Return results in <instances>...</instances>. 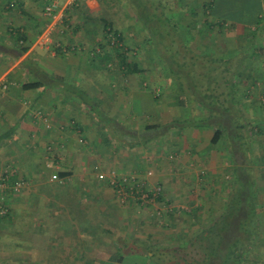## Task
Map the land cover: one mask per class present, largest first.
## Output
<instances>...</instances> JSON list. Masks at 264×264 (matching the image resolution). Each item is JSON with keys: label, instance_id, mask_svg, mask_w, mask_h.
Listing matches in <instances>:
<instances>
[{"label": "crops", "instance_id": "obj_1", "mask_svg": "<svg viewBox=\"0 0 264 264\" xmlns=\"http://www.w3.org/2000/svg\"><path fill=\"white\" fill-rule=\"evenodd\" d=\"M122 1L133 5L130 0ZM224 1L230 0H142L147 26L157 27L165 18L169 19L168 27H179L186 37L189 30L196 29V36L185 40L205 46L203 61L230 63V67L221 65L211 75L217 78L212 82L216 100L211 107L220 114L244 119L247 124H230L232 128L222 129L221 139L213 144L217 128L196 131L200 127L186 125L177 115L186 108L184 102L169 87L166 90L155 73L145 76L120 70L109 80L100 74L98 67L104 63L101 58L108 52L107 45L104 40L92 43L89 36L96 29H105V22L98 18L115 25L108 18L114 11L107 0H77L69 5L61 0L68 27L65 33L59 30L63 25L57 28L48 45L38 41L48 23L45 0H0V84L9 85L6 90L0 86V175L12 166L16 170L12 180L20 178L27 183L21 193L8 199L10 215L0 222V244L12 264H134L135 259L140 264L144 257L137 254H126L122 262L114 257L122 247L139 245L136 238L117 231L120 222L124 229L130 221L135 222L122 211L144 206L121 204L110 184L98 179L95 165L119 168L122 173L154 169L153 182L164 187L165 200L176 207L171 203L175 202L176 185H188L187 193L189 185H216L222 167L228 165L224 156L238 158L237 149L243 151L246 161L233 160L230 166L237 185L241 181L244 184V178L249 183V175L254 173L251 184L258 185L259 191L257 241H264V0H232L254 2L257 9L253 19L230 20L226 29L217 27L218 21L226 17L220 5ZM122 9L126 15V7ZM21 35L24 44L19 43ZM101 45L105 48L101 55H92L96 49L101 50ZM23 47L28 51L22 53ZM35 82L37 88H24ZM108 88L117 90L110 97L112 101L107 96ZM96 92L99 101L113 102L110 112L97 111V104H93ZM204 93L203 97L199 94L200 100L208 103L209 92ZM38 110L50 117L51 127L36 117ZM142 115L151 119L146 126L155 128L141 135L132 131L129 122L135 123ZM219 116L214 124L227 125H221ZM256 124L261 127L256 128L260 129L258 152L252 149L254 135L248 134V127ZM114 125L125 129V140L115 137L119 128ZM175 131L182 138L171 139L175 147L167 152L166 161L160 144L156 147L157 158L144 161L148 155L143 153L150 144L164 143L165 137ZM80 138L85 141L79 142ZM116 141L129 143L121 159L109 163L107 158L115 152L106 148ZM191 143L196 151L190 149ZM249 148L255 162L249 158ZM171 153H177L173 161L169 160ZM54 174L58 178L53 179ZM185 204H180L185 207L183 211L192 204L198 211L194 216L199 218L203 205L194 200Z\"/></svg>", "mask_w": 264, "mask_h": 264}, {"label": "rangeland", "instance_id": "obj_2", "mask_svg": "<svg viewBox=\"0 0 264 264\" xmlns=\"http://www.w3.org/2000/svg\"><path fill=\"white\" fill-rule=\"evenodd\" d=\"M107 1V5L110 7V9L112 8V11H114V14L112 13L108 17L114 21L115 25L113 26V29L120 30L122 33H124L125 41L121 43L123 49L121 50V52L124 53L129 61L136 62L138 64L139 69L141 70V73L143 75L150 76L152 73H155V75H158L161 78V84H163L166 90L167 87H169L168 90L170 92L174 94L176 92L178 94L177 97L179 96V99L184 102V106L186 108L180 110L177 115L182 117L183 120H181L186 125L200 127L198 129H195L196 131H205L207 130V128L215 129V127H211L210 125L215 123L216 120L214 119H216L218 115H222V117L219 116V119H221L222 122L221 125H223V123H228L227 125H224L222 127L223 129H231L232 125L230 124H233L235 122H242L243 124H247V121H244V119L240 120V118L238 119L235 117H231L228 115V113L225 112H222L220 114L216 109L212 108L213 105H215L213 100H216V87L215 84L212 86V82H217V78H215L214 76L211 77V75L213 71L214 73H216V69H221V65L230 67V63L228 61H223V63L219 60L214 59H212V61H203L206 57L202 56L205 51V46H200L199 43L195 44L193 40H185L189 36L195 37L197 33L196 29L189 30V36L186 37L185 32L179 29V27H177V29H175L174 27L169 28L167 24L164 23V21H161V24H159L157 27L155 25H152V27L147 26V11L143 7L145 3H143L142 0H130L133 5L129 2H123L122 0ZM220 5L224 6L221 11L226 17L218 21L219 23H217V27L224 29L228 28V22L230 20L234 22H247L248 20L253 19L254 12L257 9V6L254 4V2L250 1L240 3L238 1L230 0L224 1ZM123 6H125L126 11H128L126 15L123 14ZM135 16H137V18L139 19L137 20ZM99 24L100 26L104 25L103 23ZM119 25L121 27H119ZM143 25L144 27H142ZM106 35L107 33L104 29H96L92 35L90 34L89 38L91 39L92 43L104 40L106 42L105 44L107 45V50L114 53L113 60L106 61L102 65L100 64L98 67V70L101 72L100 74L103 75V78L105 80H109L110 76L120 74V70H123V67L120 66L119 56L115 53L116 50L109 43V39L107 40L108 37H106ZM206 81L207 83L204 84ZM206 90L209 92L207 95V99L209 100L208 103H206L204 100L201 101L199 97L200 93H202L201 97H203ZM108 92V99L112 101L110 97H112L113 93H117V90H110L108 88ZM119 93H121V90L119 91ZM98 99L99 95L96 92L95 101H93V104L94 106H96L97 104L98 112L108 113L112 110L111 104L113 102L106 101L105 99H103L104 101H99ZM150 121V118L142 115L139 116L138 119H136L135 123L129 122V126L132 127V131H134V133H140L142 135L146 131L145 126ZM215 125L219 127L220 124ZM114 127L119 128L118 136L114 135L117 139L119 137L122 139L127 138L126 134H124V128L122 129V127H118L116 125H114ZM248 128V134L254 135L251 136V143L253 146L252 149H254L255 152V150L257 151L258 149L257 146L260 145L259 141L257 140L259 138L258 136L260 135L259 132L261 127L256 124L254 126L252 125L251 129L250 127ZM256 128L260 129L256 130ZM171 130L174 131V129ZM192 130L194 131V129ZM176 136H180L179 133L177 134V131H175L174 134L170 132L168 136L165 137L166 141H164V143L156 142L153 143L152 147H150V144V146L146 148V153H143V155H148L143 158L144 161H147L148 158H157L156 147L158 146V144L162 145L161 156L166 161V155H168L167 152H171L175 147V144H173V140L171 139L176 140ZM179 138L182 137L180 136ZM128 143V141H116L111 142L110 145H107L108 147L106 149L115 152L113 156L107 158L109 163H114L115 161L121 159V152L122 150L126 149L125 145H128ZM191 145L193 144L191 143ZM77 147L82 149L81 146L77 145ZM190 149L195 151L197 150L195 148V145L191 146ZM252 149L249 148V158L250 160L252 159L255 162V157L253 155ZM192 150L188 151L191 152ZM235 152L236 154H238V158H233L230 155L224 156L223 161L227 162L228 165L222 167V172L218 175L221 177V179L219 178V181H215L216 185H189L188 189L190 190L188 193L186 190V186L188 185H176L177 189L176 191H173L176 194L173 198L175 202L171 201V203L176 206L175 208H177L173 212V216L168 214L160 218L155 213L156 207L152 205H146L144 207L134 206L135 208L128 207L124 209L125 211H122V215H131L132 221L135 222L130 221L125 228L126 230L124 229V226L122 227L123 223L120 222V226H118L119 230L117 231H120V234H124L127 238H136L137 240H139V245L137 246V248H139L140 250L146 251L151 247L150 251L156 250V252L154 253H157V249H166L168 250L167 253L169 254L175 247H179L183 241H187L196 233H199L204 227L208 225V223L211 222V220L217 218V216L223 211V208L227 201H230L233 199V197H235L234 192L236 188L243 189V192L241 191L242 194H240V196L242 195L243 197H245L246 195H248L249 197H252L254 201V203L252 204L256 205L258 203L257 193L259 191H257L258 185L251 184V182L253 181L254 173H250L249 183L245 181L246 179L244 178V184L240 183L237 185L236 178L234 177V170L230 165L233 163V160L235 162H244L246 161V158L243 151L240 153L237 149ZM114 165L115 164H113V166ZM115 166H117V164ZM169 166L170 164L168 163L167 167ZM163 169L165 170L166 166H164ZM152 170L154 171L155 175V170ZM255 170L256 168H253V171ZM192 200H194L195 203L199 202L203 205L202 209L199 210L201 211L199 218H196L194 216V212H196L197 209L192 208V204L187 205L189 204V201ZM165 201L168 202L167 200ZM184 203H186L185 205L189 207V210L183 211L182 209L178 208V206H181ZM196 213H198V211ZM135 216L136 218H134ZM261 229L264 236V222L262 223ZM256 241L257 240L254 241V246L248 253L245 264H264V241ZM137 255L144 257L143 262H140V264H156L153 261L152 257L149 258L147 257V255H143L140 253H137ZM186 255L188 256V260L190 261V263L193 264L194 262L190 256L194 255V249H189L186 252ZM1 256H4L5 258H2ZM7 256L8 255L7 253H5V249L4 251H2V245L0 244V264H12L11 260L8 259ZM11 256L13 255L11 254ZM132 262H134V264L139 263L138 259H135ZM172 263H176L175 258Z\"/></svg>", "mask_w": 264, "mask_h": 264}, {"label": "trees", "instance_id": "obj_3", "mask_svg": "<svg viewBox=\"0 0 264 264\" xmlns=\"http://www.w3.org/2000/svg\"><path fill=\"white\" fill-rule=\"evenodd\" d=\"M97 20L105 22L104 30L108 38L110 34H113L117 39L118 43L112 47L115 48V53L119 56V63L120 66L123 67V70L127 73L141 72L138 64L129 61L124 53L121 52V50H123L121 43L124 41V36L117 30H114L113 23H109L107 19L102 17ZM163 21L167 23L169 19H163ZM168 24L170 23L168 22ZM22 35L24 36V34ZM22 35L20 38H23ZM102 46L103 45H101V52L105 50ZM26 51H28V47H23L22 53ZM101 52L98 54L101 55ZM113 58L114 53L108 51L103 54L101 60L106 62L113 60ZM38 86L39 84L35 82L25 84L24 88L34 89ZM210 126L217 128L212 138V143L217 144L222 137L223 128L222 126L217 127L215 124ZM152 128H155V126L152 127V125H149L145 127L146 130H151ZM242 182L243 181H241V183ZM241 191L243 192V189L236 188L234 192L235 197L227 201L223 211L217 218L211 220V222L199 233H196L187 241H183L179 247H175L176 249L172 248L173 250L169 254L166 249H157V253H154L156 250L150 251L151 247L148 248L149 250L147 249L146 252L137 247H130L127 245L122 247L114 258L122 262L126 254L131 255L140 253L147 255L149 258L152 257L156 264H192L188 260L189 258L186 252L189 249H194V255L190 256L194 262L193 264H245L248 253L252 249V243L257 240L260 222L257 216L258 206L256 207V205L252 204L254 203L252 197L248 195L245 197L242 195L240 196V194H242ZM159 199H162V197ZM7 208L8 212L0 215V222L9 217L11 209L9 204ZM196 212H194V215H196ZM174 258L176 263H172Z\"/></svg>", "mask_w": 264, "mask_h": 264}, {"label": "built area", "instance_id": "obj_4", "mask_svg": "<svg viewBox=\"0 0 264 264\" xmlns=\"http://www.w3.org/2000/svg\"><path fill=\"white\" fill-rule=\"evenodd\" d=\"M77 0H66V4H74ZM44 13L48 18V23L45 31L39 38V43L42 45H48L52 42V36L55 30L60 26L61 33H65L68 24H65V13L61 6V0H45ZM111 40H110V39ZM109 43L116 45L117 39L113 34L109 35ZM20 44H24L25 40L20 38ZM100 49H96L92 52V55L100 53ZM111 65V64H109ZM2 90H6L9 85L7 83H1ZM36 117L42 119L47 127H51L50 117L38 110L35 112ZM83 138L79 139V142L83 143ZM50 149L52 147H49ZM177 153H171L169 160L176 159ZM95 172L98 179L106 181L114 189L119 202L123 205L136 204V205H152L156 207L155 213L160 217L173 213L176 209L174 206H170L165 201L164 187L159 183L153 182L154 171L152 169H146L140 173H122L117 168L102 169L100 165H95ZM204 172V170H203ZM16 174V170L9 166L0 175V215L8 212V199L21 193L26 187V181L17 179L13 181ZM58 178V174L53 175V179ZM162 197V199H159ZM7 205V206H6ZM179 209H184V206H178Z\"/></svg>", "mask_w": 264, "mask_h": 264}]
</instances>
